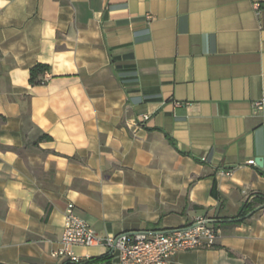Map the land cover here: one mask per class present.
Here are the masks:
<instances>
[{"label": "crops", "instance_id": "1", "mask_svg": "<svg viewBox=\"0 0 264 264\" xmlns=\"http://www.w3.org/2000/svg\"><path fill=\"white\" fill-rule=\"evenodd\" d=\"M262 94L264 0H0V264H75L49 256L68 206L101 238L207 217L214 247L165 264H264V208L235 223L264 194Z\"/></svg>", "mask_w": 264, "mask_h": 264}, {"label": "built area", "instance_id": "2", "mask_svg": "<svg viewBox=\"0 0 264 264\" xmlns=\"http://www.w3.org/2000/svg\"><path fill=\"white\" fill-rule=\"evenodd\" d=\"M258 8L259 4H255V9ZM47 80L44 78L42 84ZM263 108L264 94L252 104L254 112L262 111ZM147 118L143 116L142 121ZM218 234L211 219L199 216L184 228L144 230L101 238L73 213L72 206H68L60 246L49 256L54 260H68L78 264L83 260L75 254V247H103L116 254L119 264H165L176 254L213 248ZM89 260L85 258V261Z\"/></svg>", "mask_w": 264, "mask_h": 264}, {"label": "trees", "instance_id": "3", "mask_svg": "<svg viewBox=\"0 0 264 264\" xmlns=\"http://www.w3.org/2000/svg\"><path fill=\"white\" fill-rule=\"evenodd\" d=\"M49 72V67L47 65L43 64H37L34 67H32L29 70V84L30 85H40L42 84V77L44 74ZM39 140L41 141H49L50 138L47 135H42ZM211 193L214 196H217L214 185L211 189ZM256 208L262 209L264 208V194H257L255 195L251 200L246 201L242 208L240 209L239 213L237 214L236 217V222L235 223H241L246 220V215L255 210ZM97 263L96 260L90 259L88 263Z\"/></svg>", "mask_w": 264, "mask_h": 264}, {"label": "water", "instance_id": "4", "mask_svg": "<svg viewBox=\"0 0 264 264\" xmlns=\"http://www.w3.org/2000/svg\"><path fill=\"white\" fill-rule=\"evenodd\" d=\"M256 163H257L258 166H260V165L258 164L257 161H256ZM257 209H259V208H256L255 210H253L252 212H250L249 214H247L246 217L250 216V215H251L254 211H256Z\"/></svg>", "mask_w": 264, "mask_h": 264}]
</instances>
